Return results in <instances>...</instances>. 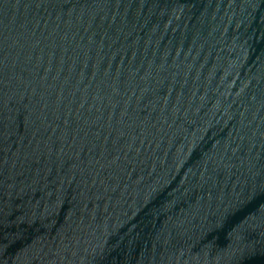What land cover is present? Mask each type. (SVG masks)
Instances as JSON below:
<instances>
[{
    "label": "water",
    "instance_id": "obj_1",
    "mask_svg": "<svg viewBox=\"0 0 264 264\" xmlns=\"http://www.w3.org/2000/svg\"><path fill=\"white\" fill-rule=\"evenodd\" d=\"M62 264H264V0H4Z\"/></svg>",
    "mask_w": 264,
    "mask_h": 264
}]
</instances>
